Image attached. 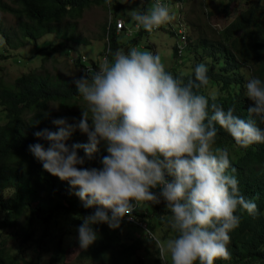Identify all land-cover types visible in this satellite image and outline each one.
<instances>
[{
	"label": "clouds",
	"instance_id": "9594fccd",
	"mask_svg": "<svg viewBox=\"0 0 264 264\" xmlns=\"http://www.w3.org/2000/svg\"><path fill=\"white\" fill-rule=\"evenodd\" d=\"M185 2L182 0L180 9ZM169 9L168 0H153L146 10L137 7L129 12L133 27L122 18L116 19L114 26L111 18L107 43L112 26L118 37L160 30L175 19ZM121 21L125 28L119 30ZM179 24L178 59L188 50L192 33L183 14ZM5 44L0 35V46ZM108 52L112 59L105 55L96 69L72 81L85 105L80 119L71 124L66 118L53 120L56 131L45 128L34 133L47 147L43 143L28 146L45 172L76 190L74 195L85 209L95 207L77 228L80 249L87 250L98 239L95 225L106 224L116 230L124 220L131 224L130 220L146 228L132 213L143 204L163 202L172 237L161 241L145 230L161 257L167 255L171 264L230 260L229 233L240 223L236 213L257 215L258 197L247 198L241 193L227 148L214 147L217 128L226 131L239 148L264 144V127L259 126L264 124V81L248 79L245 96L251 106L247 118H241L233 108L225 110L210 103L209 97L199 92L210 83L204 63L197 64L194 78L185 82L166 70L157 52L135 46ZM76 131L87 137V143H67ZM101 145L107 153L100 158L101 166L84 167ZM79 150L83 156L78 155Z\"/></svg>",
	"mask_w": 264,
	"mask_h": 264
},
{
	"label": "trees",
	"instance_id": "16d2710c",
	"mask_svg": "<svg viewBox=\"0 0 264 264\" xmlns=\"http://www.w3.org/2000/svg\"><path fill=\"white\" fill-rule=\"evenodd\" d=\"M14 1L20 8H13L0 0V9L28 19V22L19 26L22 41H35L46 34L56 32L63 38L62 43L65 45L69 42H81L74 35L71 36L73 33L58 27L62 21L70 15L82 14L86 8L96 3H107V0ZM114 26L108 34L109 43L106 44L105 55H109V49L112 52L117 49H129V46L124 48L118 44ZM107 33L106 25V40ZM143 33L141 30L139 34ZM2 34L8 43L12 42L11 35L2 30L0 25V35ZM14 37L17 38L16 35ZM138 43V38L131 41L134 46ZM46 45L50 47L51 44ZM85 45H88L87 42ZM203 46L207 53H200L190 38L188 50H183V55L179 58L182 60L180 66L184 65L185 58L189 59L188 53L196 59L193 67L204 63L209 69L210 83L199 89V92L209 97L210 103L215 102L225 110L233 108L235 115L247 118L251 101L245 96V84L252 77L264 81V6L250 7L227 26V30L218 40H204ZM70 55L71 62L79 67L83 74L89 69H96L101 61V57L99 61L91 60L82 53L75 58L74 54ZM109 59H112L110 55ZM244 69L251 73L247 80ZM173 76L187 82L188 79L194 78V71L190 76ZM81 101L72 81L59 80L49 74H24L17 78L13 87L0 88V107L6 114V122L0 125V233L16 229L21 221V228L13 235L15 238L20 237L21 255L24 253V244H31L38 247L43 254H51V263L62 262L65 251L63 235H60L59 231L60 221L71 220V229L69 228L67 235H73L77 233L81 218L96 210L95 207L85 209L74 195L76 190L71 189L67 182H62L45 172L42 165L28 151V146L34 143H43L47 147L46 142L37 140L34 133L45 128L56 131L53 120L66 118L71 124L80 119L72 114L60 115L51 112V104L59 103L63 107L75 108ZM45 113L48 115L45 116ZM259 126L264 127V124ZM217 132L214 147L227 148L232 167L237 170L241 193L247 198L258 197L255 200L258 213L252 216L237 211L236 215L240 217L239 226L229 233L231 240L228 247L231 259L217 260L214 264H264V144H253L247 149H242L235 145L226 131L218 127ZM67 143L72 145L87 142L84 141L83 135L76 131ZM106 154L104 146L101 145L94 159L91 162L86 161L83 166L99 168L100 158ZM78 155L83 156V151L79 150ZM140 213L138 208L132 215L147 229L159 230L168 239L169 228L164 219L167 213L163 202L152 205L151 208L147 207V213ZM121 225H125V222L122 221ZM93 227L98 233V239L87 250L82 251V260L106 264H136V250L121 240L119 230H110L106 224ZM4 243L5 240L0 242V264H35L26 260L19 261L20 254L11 255L5 249ZM157 255L155 264H161L159 251Z\"/></svg>",
	"mask_w": 264,
	"mask_h": 264
},
{
	"label": "rangeland",
	"instance_id": "374dc122",
	"mask_svg": "<svg viewBox=\"0 0 264 264\" xmlns=\"http://www.w3.org/2000/svg\"><path fill=\"white\" fill-rule=\"evenodd\" d=\"M2 1L13 8H20V5L14 0ZM152 2L153 0H143L141 4V0H107L106 4L96 3V5L86 8L82 14L70 15L58 27L73 33L71 36L74 35L81 44H71L69 42L66 45L62 43L63 38L57 35L56 32L46 34L35 41H22L19 26L23 22H28V19L0 9L1 28L7 31L12 39V42L8 43L2 34L6 40V44L0 46V88L13 87L17 78L28 73L49 74L63 81H73L74 78L79 79L84 74L79 67L71 62L72 59L69 55L72 53L74 54L73 58H75L76 55L82 53V55L87 56L91 60L99 61L100 57L102 59L107 54V49H105L107 40L104 39V29L107 22L111 18L115 20L122 18L128 27H133L135 22L130 19L129 12L137 7L146 10ZM168 2L171 8L169 9L170 13L175 17L174 20L162 25L161 27L163 28H160L158 31L147 32L142 30L144 32L143 35L135 34L133 37L121 35L118 37V44L124 48L125 46H129L130 49L134 47V45H131V41L134 38H138L139 43L135 47L147 49L153 53L157 52L167 71L172 74L186 76H190L193 73L196 59L188 53L189 59L185 58L184 65L179 66L182 60L176 57L175 47L178 41V32L181 29L179 24V16L181 14L192 25V29L190 28V32H192L190 38L194 47H198L200 53H207L203 46L204 40H218L220 35L227 30V26L250 7L255 5L264 6V0H186L184 3L185 7L181 8L182 11L179 7L182 0H168ZM14 35L17 36L16 39H14ZM85 42L88 45H85ZM48 43L49 45L51 44L50 47H46ZM245 69L243 72L245 80H247L251 73ZM84 108L85 105L81 101L75 108L63 107L59 103H53L50 110L55 114H72L80 118L81 110H84ZM5 122L6 114L0 107V125ZM83 138L87 142L85 135H83ZM155 191L158 193L159 189ZM151 206L148 204L141 205L139 207L140 214L147 213V207L151 208ZM127 221L131 224L125 223V225H120L117 230H119L121 240L126 245L135 248L137 254L136 264H155L158 259L157 252L159 249L148 240L145 233L146 228L140 226L141 224L137 222ZM60 222L59 231L60 235H63V249L65 251V258L60 263H51V254H43L38 247H33L31 244H24V253L22 255L19 253V246L22 245V242L20 241V237L15 238L13 235L21 228V221L17 224L16 229L0 233V242L5 240L4 247L11 255L16 256L19 253L18 260L21 262L22 260H26L35 264H106L82 260L80 256L83 250L80 249L77 242L78 233L67 235L71 220H61ZM123 222L126 221L124 220ZM151 232L159 240H167L159 230H151ZM172 235L169 229L168 239ZM161 259V264H171L170 258L167 255L161 257Z\"/></svg>",
	"mask_w": 264,
	"mask_h": 264
},
{
	"label": "built area",
	"instance_id": "2783aa9c",
	"mask_svg": "<svg viewBox=\"0 0 264 264\" xmlns=\"http://www.w3.org/2000/svg\"><path fill=\"white\" fill-rule=\"evenodd\" d=\"M124 28H125L124 22H122V21L119 22V23H118V29H119V30H122V29H124ZM184 38L186 39L185 36H184Z\"/></svg>",
	"mask_w": 264,
	"mask_h": 264
}]
</instances>
